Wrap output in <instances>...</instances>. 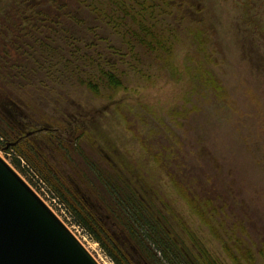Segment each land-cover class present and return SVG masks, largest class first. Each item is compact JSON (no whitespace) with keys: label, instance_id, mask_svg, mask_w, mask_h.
Masks as SVG:
<instances>
[{"label":"rangeland","instance_id":"1","mask_svg":"<svg viewBox=\"0 0 264 264\" xmlns=\"http://www.w3.org/2000/svg\"><path fill=\"white\" fill-rule=\"evenodd\" d=\"M102 1L0 0V54L28 65L0 70V157L98 264L114 262L61 195H73L133 264L158 263L104 207L75 164L79 153L67 154L77 140L157 209L188 259L209 264L205 250L215 264H236L231 254L264 264V44L241 22L238 0H147L144 11L142 0H115L146 14L149 49L87 9ZM254 1L264 22V0ZM97 63L122 87L85 89L80 78ZM18 137L16 149H3ZM187 192L197 203L209 195L210 205L200 214Z\"/></svg>","mask_w":264,"mask_h":264},{"label":"trees","instance_id":"2","mask_svg":"<svg viewBox=\"0 0 264 264\" xmlns=\"http://www.w3.org/2000/svg\"><path fill=\"white\" fill-rule=\"evenodd\" d=\"M147 2V0H142V3H140L143 11L146 9L144 8V4ZM148 3L150 5V2ZM99 4L93 6L92 3H88L87 9L95 18L104 24L105 28L112 30L113 33L121 37L122 41H127V44H132L131 46L137 45L144 49H149V46L153 43L149 41L148 36L154 35L150 30L151 27L147 23L145 13H140L141 11H138L136 14L137 11H135L133 4H126L125 1L119 2L118 4L115 0L102 1L101 5L106 6L108 9V11L103 13V8L101 12ZM115 4L117 8H113ZM237 8L240 11L239 16L241 22L253 26L254 29L251 35L254 40H261V43L264 44V22L254 11L256 8L255 1L238 0ZM95 18L93 17V22L96 21ZM254 33H257L258 37L255 38ZM156 42L158 45H161V42L158 40ZM89 45L94 44L90 43ZM27 67L28 65L26 62H18V59L12 58L7 50H5L3 54H0V70H9L12 68L26 70L25 68ZM92 67H96V70H85V77L80 78V83L85 89L101 96V90L106 91L112 89L113 91L122 87L123 83L121 77L113 70L106 69L101 63H97L94 66L91 64V68ZM13 77H15V75L12 76V78ZM3 115L5 116V113L0 109V122L5 120ZM4 124L6 128L10 129L7 122H4ZM2 126L3 124L0 123V128H2ZM7 141L3 143L2 147L4 150L6 148L16 149L20 138L18 137ZM66 150L70 158L74 155H70L71 151L73 153H79L81 160L78 163L75 162L78 170L92 186L93 191L102 201L104 207L110 212L146 259L158 264H199L194 259H188L182 253L176 239L172 237L165 227V218L160 215L157 209L155 208L156 210L154 211V209L148 208L144 202L140 200L131 186L113 171L105 160L101 161L97 159L91 151H85L83 143L78 140ZM13 164L15 167H18L19 162H13ZM163 170L169 179L173 181L174 185L179 187L183 185L175 169L166 165L165 167L163 166ZM193 194L194 193L187 192V196L190 199L187 198L201 214L204 206L210 205V196H200L197 203ZM61 196L67 203L76 223L82 226L88 234L99 243L114 264H133L112 242L110 237L102 230L90 213L73 195ZM201 202L202 205H200ZM200 252L209 264H215L205 250H200ZM231 255L236 264H247L242 263L236 255Z\"/></svg>","mask_w":264,"mask_h":264},{"label":"water","instance_id":"3","mask_svg":"<svg viewBox=\"0 0 264 264\" xmlns=\"http://www.w3.org/2000/svg\"><path fill=\"white\" fill-rule=\"evenodd\" d=\"M0 264H98L1 157Z\"/></svg>","mask_w":264,"mask_h":264}]
</instances>
